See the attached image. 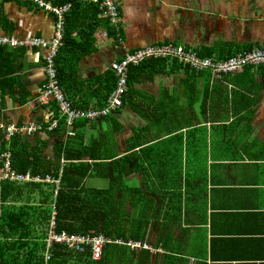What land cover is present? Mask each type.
Listing matches in <instances>:
<instances>
[{
    "label": "crops",
    "instance_id": "1",
    "mask_svg": "<svg viewBox=\"0 0 264 264\" xmlns=\"http://www.w3.org/2000/svg\"><path fill=\"white\" fill-rule=\"evenodd\" d=\"M120 1L115 26L90 0L79 1L73 26L86 36L93 31L96 48L63 78L78 107L104 106L117 82L112 63L142 46L172 42L217 59L264 47V0ZM54 26L53 13L33 3L0 0V33L50 38ZM46 53L0 46V153L11 150L1 124L58 113L54 102L38 101ZM155 60L142 63L122 108L78 120L66 138L77 147L73 154H83L78 162L86 161L77 173L90 174L83 186H111L124 206L122 237L114 240L125 243H112V263L264 264V64L214 76L176 59ZM54 131L21 133L52 165L63 157Z\"/></svg>",
    "mask_w": 264,
    "mask_h": 264
},
{
    "label": "trees",
    "instance_id": "2",
    "mask_svg": "<svg viewBox=\"0 0 264 264\" xmlns=\"http://www.w3.org/2000/svg\"><path fill=\"white\" fill-rule=\"evenodd\" d=\"M79 1L57 0L60 4H73L71 12L67 15L64 44L60 47L56 59L61 86L67 74L76 72L82 56L96 48L93 31L86 36L79 27L73 26L82 7ZM96 12L99 14L98 9ZM114 32L111 27L108 28L109 34ZM143 64L135 67L136 75L129 73V85L139 78L138 71ZM132 69L131 67L130 71ZM54 116L58 117L59 114ZM55 131L57 154L66 159L59 186L45 182L16 183L0 180V264H113L109 253L112 244L106 246L104 256L99 261L92 258L89 248L86 253H75L65 245L58 244L47 249L46 238L53 209L56 213V232L104 234L108 238L117 239L122 237L124 226L119 211L120 208L124 209V206L117 202L114 188L83 186L82 178L90 176L86 171L77 177L79 167L86 164V161L78 162L83 158V154L71 152L77 147L71 140L66 139L69 137L66 135L63 120ZM29 145L21 134L15 135L11 140L12 165L15 170L22 173L28 171L42 178L49 175L58 179L60 164L52 165L46 162L41 154L37 153L38 149ZM46 254L49 257L47 260Z\"/></svg>",
    "mask_w": 264,
    "mask_h": 264
},
{
    "label": "built area",
    "instance_id": "3",
    "mask_svg": "<svg viewBox=\"0 0 264 264\" xmlns=\"http://www.w3.org/2000/svg\"><path fill=\"white\" fill-rule=\"evenodd\" d=\"M17 1V0H14ZM37 5L38 7L53 13L55 17V26L53 35L50 38L43 36H19L14 33H0V46L10 47H44L47 48L45 58L46 83L42 93L38 97L40 104H49L54 102L58 108V117H53L48 121H31L25 123L1 124L5 130L6 143H10L16 134H31L39 131H54L59 129L60 120L63 118L66 123V135L73 136L76 134V122L80 119L89 121L98 120L102 117L109 116L111 113L119 110L124 105V97L129 90V71L131 67L141 65L145 60L150 59H176L182 65L189 69L202 72L210 70L214 76L224 75L227 73L237 72L247 66H260L264 64V47L253 48L234 54L225 59H217L211 56H202L195 49L187 48L181 44L172 42L156 43L127 51L120 59L112 63L117 82L115 89L108 95L106 103L101 108H81L73 104L65 95L60 84L57 68V55L60 47L64 44L66 33L67 15L72 10L73 4L66 2L64 4H54L49 0H23ZM87 1V0H83ZM98 9L99 16L106 19L112 26L121 21V1L120 0H90ZM120 42L123 38L120 33L117 34ZM3 150L0 158L3 162V176L1 179L9 180L16 183L28 182H47L59 186L61 174L63 172L66 159L63 156L59 178L54 179L49 175L44 178L34 176L30 172H18L12 165V151ZM55 215L51 213L50 229L47 233V249L52 245H65L70 251L77 253H86L89 248L92 258L99 261L103 258L105 248L111 243H122L123 240H113L104 234H72L69 232L55 230ZM131 247L139 248L142 246L139 242L129 241ZM146 247V246H145ZM49 257L46 254L45 259Z\"/></svg>",
    "mask_w": 264,
    "mask_h": 264
},
{
    "label": "rangeland",
    "instance_id": "4",
    "mask_svg": "<svg viewBox=\"0 0 264 264\" xmlns=\"http://www.w3.org/2000/svg\"><path fill=\"white\" fill-rule=\"evenodd\" d=\"M83 120H85V119H83ZM62 157H61V159H60V165H63L64 163H63V161H62ZM40 183H42V182H40ZM45 183H47V182H45ZM82 183H83V181H82ZM52 184H54V183H52ZM85 184H87V182L85 181ZM88 188H105V187H108V186H92V185H90V186H87ZM119 211H120V213H121V215L123 214V212H124V209H122V208H120L119 209ZM121 226H123V224L121 225ZM125 227L128 229V230H126L127 231V233H130V231H129V224L128 223H125ZM123 229H124V226H123ZM72 252H75V251H72ZM75 253H77V252H75Z\"/></svg>",
    "mask_w": 264,
    "mask_h": 264
},
{
    "label": "clouds",
    "instance_id": "5",
    "mask_svg": "<svg viewBox=\"0 0 264 264\" xmlns=\"http://www.w3.org/2000/svg\"><path fill=\"white\" fill-rule=\"evenodd\" d=\"M112 239V238H111ZM114 240V239H113ZM112 244V243H111Z\"/></svg>",
    "mask_w": 264,
    "mask_h": 264
}]
</instances>
